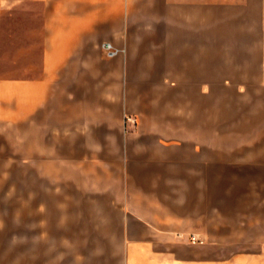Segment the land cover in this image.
Here are the masks:
<instances>
[{
	"label": "crops",
	"instance_id": "0c3cea01",
	"mask_svg": "<svg viewBox=\"0 0 264 264\" xmlns=\"http://www.w3.org/2000/svg\"><path fill=\"white\" fill-rule=\"evenodd\" d=\"M63 230L101 253L48 254ZM19 245L0 264H263L264 0H0Z\"/></svg>",
	"mask_w": 264,
	"mask_h": 264
},
{
	"label": "rangeland",
	"instance_id": "374dc122",
	"mask_svg": "<svg viewBox=\"0 0 264 264\" xmlns=\"http://www.w3.org/2000/svg\"><path fill=\"white\" fill-rule=\"evenodd\" d=\"M14 173L19 174L21 173L20 169H15ZM16 205L21 206V199H16ZM60 236L56 239L57 243H60L59 246H49V242L53 244L55 241L54 238L48 237V254H61L62 256H65L67 260L71 258V256H74L76 254H100L101 248H93L91 252H87V249L85 246L82 247L83 244L86 243L85 237L82 232H75L70 230H63L59 232ZM73 244V245H72ZM0 253L2 254H8L13 255L14 258L17 260L21 258V255L23 253V248L21 245L19 246H12V247H4L0 248ZM14 264H21L19 262H15ZM63 264H82L79 262H64ZM264 264V263H263Z\"/></svg>",
	"mask_w": 264,
	"mask_h": 264
},
{
	"label": "built area",
	"instance_id": "2783aa9c",
	"mask_svg": "<svg viewBox=\"0 0 264 264\" xmlns=\"http://www.w3.org/2000/svg\"><path fill=\"white\" fill-rule=\"evenodd\" d=\"M103 49L109 58L117 57L124 52V49L116 47L112 42H104ZM126 122L135 127L137 125V118L135 116H127ZM192 241H198V238L193 236Z\"/></svg>",
	"mask_w": 264,
	"mask_h": 264
}]
</instances>
